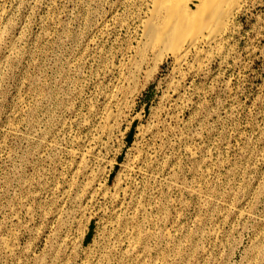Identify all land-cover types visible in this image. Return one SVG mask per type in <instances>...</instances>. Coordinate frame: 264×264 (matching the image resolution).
<instances>
[{"label": "rangeland", "instance_id": "obj_1", "mask_svg": "<svg viewBox=\"0 0 264 264\" xmlns=\"http://www.w3.org/2000/svg\"><path fill=\"white\" fill-rule=\"evenodd\" d=\"M146 3L0 0V264H264V0L179 65Z\"/></svg>", "mask_w": 264, "mask_h": 264}, {"label": "bare ground", "instance_id": "obj_2", "mask_svg": "<svg viewBox=\"0 0 264 264\" xmlns=\"http://www.w3.org/2000/svg\"><path fill=\"white\" fill-rule=\"evenodd\" d=\"M249 1L147 0L139 56L154 51L160 59L170 54L179 65L191 50L198 53L201 46L215 43Z\"/></svg>", "mask_w": 264, "mask_h": 264}, {"label": "water", "instance_id": "obj_3", "mask_svg": "<svg viewBox=\"0 0 264 264\" xmlns=\"http://www.w3.org/2000/svg\"><path fill=\"white\" fill-rule=\"evenodd\" d=\"M133 132H134V130H133V128H132V129L130 130V133H129L128 137H127V143H128V144L131 142ZM88 239H89V236H88Z\"/></svg>", "mask_w": 264, "mask_h": 264}]
</instances>
